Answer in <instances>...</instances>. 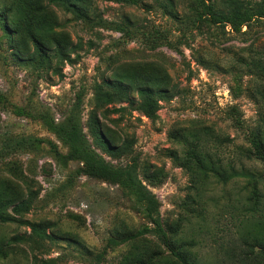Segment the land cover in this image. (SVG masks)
<instances>
[{"label":"rangeland","instance_id":"rangeland-1","mask_svg":"<svg viewBox=\"0 0 264 264\" xmlns=\"http://www.w3.org/2000/svg\"><path fill=\"white\" fill-rule=\"evenodd\" d=\"M40 1L57 18L70 62L53 47L36 55L6 20L18 19L12 0H0V184L18 189L22 220L52 240L40 246L28 226L0 222V264H180L142 232L152 226L132 195L66 158L54 127L72 118L99 159L136 166L175 252L193 264H264V158L252 144L264 152V21L235 34L205 16L209 5L226 12L261 0H82V16ZM141 70L161 72L170 99L151 118L134 108L119 120L99 116L107 148L91 122L94 88ZM209 160L234 177L212 176Z\"/></svg>","mask_w":264,"mask_h":264},{"label":"trees","instance_id":"trees-1","mask_svg":"<svg viewBox=\"0 0 264 264\" xmlns=\"http://www.w3.org/2000/svg\"><path fill=\"white\" fill-rule=\"evenodd\" d=\"M81 1L48 0L49 5L58 6L64 12L76 16H82L80 14L81 11L76 6ZM124 1L134 6H138L141 3L139 0ZM11 5L18 14V19L14 18V13L12 19H6L14 28L13 34L26 32L30 37L36 55L43 57L46 48L53 47L54 55L57 56L56 58L62 62H70L66 51L69 44L63 41L64 37L61 33L54 31L56 29L55 27H57V18L42 5L40 0H12ZM205 16H207L208 21L213 25H221L223 27L227 25L233 33L242 34L241 30L244 26L249 29L252 23L264 21V0H261L254 9L245 8L242 4L235 2L226 12L217 11L215 7L209 5L207 6ZM116 30L123 31L121 27H116ZM125 33L127 34V32ZM66 42L68 41L66 40ZM22 45L25 50H28L29 46L25 41ZM122 72L115 75L114 81H108L105 84L106 88H108L107 90L101 85H97L94 88V111L91 116V122L97 129L102 144L107 148L110 147L111 143H109L108 139L105 140L104 138L103 130L102 128L100 129L101 122L99 116L107 119L112 113L119 115L117 119L119 120L127 108H134V110L139 111L144 116L151 118L158 110L159 102L170 99L169 91L164 88L167 78L161 72L157 70H141L136 73ZM60 76L62 75L60 74ZM133 92L137 96V101L131 98ZM115 103L121 104L122 106L110 110L108 107ZM111 122L117 124L115 120ZM54 131L68 147V155L66 158L80 161L82 164L80 172L84 176L116 184L134 197L142 209L141 211L145 220L152 226L151 228H144L142 232L153 233L157 240L168 249L171 256L180 262V264H193L170 247L168 237L162 227L158 200L139 180L134 164H130L124 168H115L99 159L87 146L86 138L75 118L54 127ZM252 144L255 157L263 159L264 152L261 149L260 143L253 139ZM200 153L196 150L191 153L189 150L187 157H197L199 159ZM248 153L250 154V152ZM178 160L181 162V159ZM207 165L209 167L207 171L222 182L231 180L235 175L233 171L228 173L221 165H217L211 160L207 161ZM241 175L246 176L244 173H241ZM12 205L13 207L10 210L11 214H9L7 213V209ZM25 210V203L22 201L18 189L8 184H0V222L28 226L31 229V234L27 239L33 240L40 246H43L45 240L51 241V236L46 233L41 225L22 220L21 214ZM11 241L25 242V239L23 237H14ZM41 264L52 263L51 261H43Z\"/></svg>","mask_w":264,"mask_h":264}]
</instances>
